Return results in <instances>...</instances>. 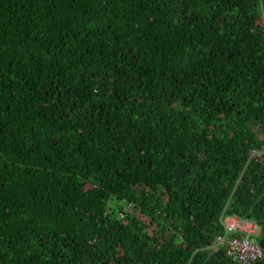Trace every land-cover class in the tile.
<instances>
[{"label":"trees","instance_id":"16d2710c","mask_svg":"<svg viewBox=\"0 0 264 264\" xmlns=\"http://www.w3.org/2000/svg\"><path fill=\"white\" fill-rule=\"evenodd\" d=\"M225 214L264 264V0H0V264H240Z\"/></svg>","mask_w":264,"mask_h":264},{"label":"built area","instance_id":"2783aa9c","mask_svg":"<svg viewBox=\"0 0 264 264\" xmlns=\"http://www.w3.org/2000/svg\"><path fill=\"white\" fill-rule=\"evenodd\" d=\"M252 157H259L254 150ZM223 236H216V244H225L226 255L240 264L253 262L262 255L259 245L253 240L257 227L251 220H240L234 215H222L220 218ZM228 235V237L226 236Z\"/></svg>","mask_w":264,"mask_h":264},{"label":"rangeland","instance_id":"374dc122","mask_svg":"<svg viewBox=\"0 0 264 264\" xmlns=\"http://www.w3.org/2000/svg\"><path fill=\"white\" fill-rule=\"evenodd\" d=\"M256 233H257V231H256Z\"/></svg>","mask_w":264,"mask_h":264},{"label":"bare ground","instance_id":"6f19581e","mask_svg":"<svg viewBox=\"0 0 264 264\" xmlns=\"http://www.w3.org/2000/svg\"><path fill=\"white\" fill-rule=\"evenodd\" d=\"M239 219V218H238Z\"/></svg>","mask_w":264,"mask_h":264}]
</instances>
